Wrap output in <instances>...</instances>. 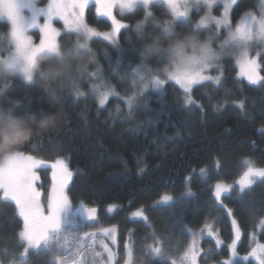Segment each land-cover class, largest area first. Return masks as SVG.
<instances>
[{"label": "trees", "instance_id": "obj_1", "mask_svg": "<svg viewBox=\"0 0 264 264\" xmlns=\"http://www.w3.org/2000/svg\"><path fill=\"white\" fill-rule=\"evenodd\" d=\"M46 1L41 0L40 4ZM234 2L233 26L245 15L260 11L261 0ZM95 8L94 4L87 7V24L103 32L111 31V22L98 17ZM148 10L155 19H145L143 6L123 14L116 9L117 17L128 26L121 31L117 45L98 38L91 42L94 58L88 71L97 72V76L80 77L75 88L71 83L58 84L52 90L35 80H0V108L11 109L15 116L34 113L38 117H56L49 131L33 136L15 150L52 161L69 157L75 171L69 190L72 197L99 207L101 215L105 208L114 207L116 213L109 220L119 226L123 239L134 230L133 264H171L165 250H178L180 241L186 236L191 238V228L204 235L210 227L219 231L223 243L218 246L212 238L203 240L200 263L224 264L232 240V216L242 231L240 255L248 253L253 236L264 242V230L260 228L264 224V180L244 193L232 190L223 198V204L215 200L212 191L217 181L234 182L245 159L264 166V84L253 85L239 76L236 58L230 54L223 61L221 81L195 87L190 102L175 82L162 76L166 82L161 92L137 93L134 70L143 63V44L154 34L155 20L172 19L163 3H155ZM216 13H220V8ZM202 15L203 12H195L190 19L174 20L173 29L193 32ZM141 22L143 35L136 28ZM0 26L5 30L9 27L6 22H0ZM195 33L210 41L216 32L199 29ZM77 39L76 34L63 33L59 45L73 48ZM260 61L264 83V54ZM144 65V72H155L160 60L153 57ZM101 80L117 92L105 106L99 103L100 94L94 92ZM133 95L134 100L127 99ZM210 169L213 170L208 175ZM169 192L189 197L163 206L166 209L160 211L162 216L158 219L155 209L160 207L155 204ZM139 206L147 208L150 222L129 218ZM179 220L188 225L187 231L177 228ZM21 228L14 202L0 196V264H18L21 260ZM153 245H161L166 256L152 255L149 246ZM41 252H29L25 264H51L48 254L39 259ZM239 260L243 261L240 257ZM243 262L257 264L254 260Z\"/></svg>", "mask_w": 264, "mask_h": 264}, {"label": "snow or ice", "instance_id": "obj_2", "mask_svg": "<svg viewBox=\"0 0 264 264\" xmlns=\"http://www.w3.org/2000/svg\"><path fill=\"white\" fill-rule=\"evenodd\" d=\"M93 0H49L46 7H38L34 0H0V20L10 26V45L6 58L0 59L8 68V74H19L27 82L34 80L33 70L37 59L42 55L60 56L61 46L57 42L60 32L53 26V19L58 18L63 21L64 27L69 32L78 34V39L72 50L77 54H87L92 52L89 41L93 37L102 36L105 41L116 44V36L120 30L126 27L113 15V10L118 8L121 13L125 9H134L143 6L145 9V19L152 16L149 6L155 3H163L167 6L172 19L166 20L165 29L173 28L176 18H187L193 8L202 10L204 15L199 19L193 29L195 33L199 29H209L221 26L228 27V10L225 8L223 17L212 15V8L217 0H94L96 14L106 17L111 21V32L100 33L85 23V10ZM43 16L44 22L41 24L39 18ZM143 22L137 24L138 32L143 35ZM31 29H39L40 40L34 44L29 32ZM255 45L264 47V18L257 19L255 16H245L233 30L228 27L227 38L219 44L216 55L211 63L196 67L199 61L194 58L191 63L192 69H177L170 74L167 80L174 81L185 93H189L194 84L202 83L206 80L215 79L219 83V77L213 78L205 73L213 67L222 55L232 54L236 58L239 67V76L245 77L251 84H257L262 78L258 74L259 64L256 58L250 55V50ZM94 57V56H93ZM145 65L141 63L134 71L139 77V82L144 88L151 86L155 89H162L165 80L160 78L158 69L155 72L147 70L141 74ZM97 72L87 71L85 75L89 77L97 76ZM80 78V77H79ZM79 78H74L72 86L75 88ZM60 84H64L61 82ZM83 94V93H80ZM108 96L107 92L101 93L100 103L104 104ZM132 100H129L131 103ZM190 102V98L189 101ZM11 112V109L8 110ZM246 170L235 183L239 190L243 192L246 188L254 184L258 179H264V167H256L252 161L246 160ZM46 161L38 159L32 155H25L21 151L0 157V196L4 201L14 202L18 217L22 220V228L19 231V240L23 251L19 254L21 260L18 264H25L29 250H44L52 257V264H96L95 259L89 261L86 253H92L93 257L100 253L94 251L92 245H86L85 239L95 236L93 232H83L78 230L75 217L77 215L86 216L88 220L95 218L96 209L82 206L76 211L72 210L71 202L65 194L73 173L65 159H56L51 163L52 188L47 196V209L41 203L42 193L36 187L39 176L36 169L45 165ZM204 170H202L203 172ZM233 186L231 184L217 182L214 185V197L216 201L221 200L222 193H228ZM164 201L172 199L165 195ZM133 217L142 216L141 211L132 213ZM235 230V239L230 248L233 256L236 255V241L240 238V229L236 221H232ZM103 233L110 237L113 244L116 243L115 228L103 229ZM208 236H213V232L208 231ZM200 234L193 233L192 243L183 251L182 255L177 253L178 259H172L171 264H197V249ZM95 240H93V244ZM216 244H221L219 238ZM101 247L107 253L108 261L115 258V253L103 242ZM127 258L124 264H133V249L131 244L125 245ZM149 251L155 256H164L161 247H149ZM250 256L264 264V244H257L251 249ZM249 257L245 256L247 260ZM12 264H17L13 261Z\"/></svg>", "mask_w": 264, "mask_h": 264}, {"label": "rangeland", "instance_id": "obj_3", "mask_svg": "<svg viewBox=\"0 0 264 264\" xmlns=\"http://www.w3.org/2000/svg\"><path fill=\"white\" fill-rule=\"evenodd\" d=\"M40 1L41 0H34V2L36 3V5L38 6V7H41V8H43V7H46L47 6V4L49 3V0H47L46 2H45V4H40ZM234 1H236V0H217V3H215L214 5H213V8H212V15H214V16H216V17H223L224 16V12H225V8H227V10H228V21H229V25H228V27H231L233 30L235 29V27L237 26H233L232 25V22H231V8L233 7H231V5L233 4V3H235ZM162 3V2H161ZM91 4H94L95 5V3H94V0H93V2H90L89 3V5H91ZM88 5V6H89ZM217 8H220V13L218 14V13H216V9ZM116 9L117 8H115L114 10H113V15L117 18V20H119L120 21V19L117 17V14H116ZM86 10H87V8H86ZM86 10H85V23H87L86 22ZM128 11H130V10H128ZM127 12V11H126ZM195 12H203L202 10H198V9H196V8H193L191 11H190V14H189V16L187 17V18H176L175 20L177 21V20H187V19H190L191 17H192V15L195 13ZM203 15H204V12H203ZM202 15V16H203ZM98 16V15H97ZM201 16V17H202ZM245 16H255L257 19H260V18H264V0H261V7H260V11H259V13L258 14H250V15H245ZM244 16V17H245ZM98 17H100V16H98ZM200 17V18H201ZM243 17V18H244ZM100 18H105V19H107L106 17H100ZM199 18V19H200ZM242 18V19H243ZM199 19L196 21V24L198 23V21H199ZM39 20H40V23L42 24L43 22H44V17L43 16H41L40 18H39ZM108 20V19H107ZM110 21V20H109ZM0 22H4V21H2V20H0ZM111 22V21H110ZM122 24H124L126 27L128 26V23H125V22H123V21H120ZM52 23H53V26L55 27V28H57L58 30H59V32H60V35L57 37V42H58V44H59V38H60V36L63 34V33H71L72 34V32H69L68 31V29H66L65 27H64V24H63V21H61V20H59L58 18H55V19H53V21H52ZM89 27H91V26H89ZM126 27H124V28H126ZM228 27H224V26H221V27H219V28H215V27H212V28H209V29H211V30H215V34L212 36V38H211V40H210V42H211V44H212V47L215 49V50H218V48H219V44L220 43H222L223 42V40L224 39H226L227 38V35H228ZM92 28H94V27H92ZM124 28H122L121 30H120V32L117 34V36H116V44H114V45H117L118 44V41H119V35H120V33H121V31L124 29ZM97 32H100V33H104L103 31H100V30H98V29H96V28H94ZM109 32H111V31H109ZM9 33H10V26L8 27V29L7 30H5V29H3L1 26H0V59H3V58H6L7 57V54H8V49L11 47V45H10V36H9ZM73 34H76V33H73ZM29 35H31V37H32V40H33V43L34 44H38L39 43V40H40V32H39V29H31L30 30V32H29ZM77 35V37H78V34H76ZM225 36V37H224ZM102 39V40H104L103 39V37L102 36H100V37H93L90 41H89V46H90V44H91V42L94 40V39ZM107 42H109V43H111L110 41H107ZM113 44V43H112ZM213 44H216V47L213 45ZM261 54H264V47H261V46H259V45H255L254 47H253V49H251L250 50V55L251 56H253L254 58H256V60H257V63L259 64V68H258V74H259V76L262 78L257 84H255V85H263L264 83H263V77H262V75H261V71H260V67H261V61H260V56H261ZM230 54H228V53H225L224 55H222L221 57H220V60L213 66V67H211V68H209L208 70H207V72L205 73L206 75H208V76H211V77H213V78H216V77H219V82L221 81V79H222V76H223V61H224V59L227 57V56H229ZM235 57V56H234ZM147 71L145 70V72L144 71H142L141 72V74H144V73H146ZM14 77H19V78H21V79H23V77L22 76H20L19 74H9V75H7V76H5V75H0V80H3L4 82H7V81H12V79L14 78ZM243 78H245V77H243ZM246 79V78H245ZM24 80V79H23ZM247 80V79H246ZM248 81V80H247ZM174 82V81H173ZM207 82H213V83H216L215 82V79H213V80H206V81H203L202 83H199V84H194L193 86H192V88H191V91L189 92V93H185L186 95H187V97H186V99L189 101V98H190V101H192L193 99H192V91H193V89L195 88V87H197L198 85H200V84H203V83H207ZM249 82V81H248ZM250 83V82H249ZM134 85H135V87H136V92L137 93H143V92H150L149 90H154V91H159V92H161L162 90H163V87H162V89H155V88H153V87H151V86H149V87H147L146 89L144 88V86H143V84H141L140 82H139V77H138V75L136 74V72H134V83H133ZM218 84V83H217ZM251 84V83H250ZM179 86V85H178ZM180 87V86H179ZM182 89V88H181ZM183 90V89H182ZM184 91V90H183ZM94 92L97 94V93H99L100 95H99V97L101 98V93H104V92H107L108 93V96H107V98H106V100H105V102H104V104L103 105H101V103H100V98H99V103H100V105L101 106H105V104L107 103V100H108V98L110 97V96H112V95H115L117 92L115 91V89L114 88H112L109 84H107L106 82H104V81H100L96 86H95V88H94ZM127 99H132V100H134L135 99V95H133V97H131V98H127ZM15 151H17V150H15ZM24 153V152H23ZM25 155H29V154H26V153H24ZM34 157H36V156H34ZM36 158H38V159H43V158H39V157H36ZM56 159H65V161H66V163L69 165V168H70V170L72 171V173H73V177H72V180L69 182V184H68V186H67V188L65 189V194L67 195V197L69 198V201L71 202V205H72V210L73 211H76L78 208H81V206L84 208V209H87V208H95L96 209V214H95V218L93 219V220H88L87 219V217L86 216H80V215H77L76 217H75V219H76V223H77V225H78V230L79 231H81V234L83 233V232H93V233H95V236L94 237H91V238H86L85 239V244L86 245H92L93 246V248H94V251L95 252H97V253H100V255L99 256H96V257H93V255H92V253H86V255H87V258H88V260L89 261H92L93 259H95V262H96V264H124V261H125V259L127 258V249H126V247H125V245L126 244H131V246H132V249H133V261H134V252H135V246H134V243H133V241H135L134 240V236H133V231L131 232H129L128 234H127V237H126V239H123V233H122V231L120 230V228H119V226L117 225V224H113V223H110V218L112 217V216H114V214L116 213V209L114 208V207H112V206H110V207H107V208H105V210H104V215L102 214L101 215V209L99 208V207H97V206H92V205H87L84 201H83V199H78V200H76V199H74L73 197H72V195L70 194V192H69V190H70V187H71V183H72V181H73V178H74V175H75V171L72 169V167L70 166V160H69V157H66V156H61V157H57ZM56 159H54L53 161L52 160H48V159H46V158H44L43 160H45L46 161V164L45 165H43V166H41L40 168H38V169H36L35 171H36V173H37V175L39 176V179L36 181V187H37V189L42 193V197H41V203H42V205H43V207L45 208V210L47 209V196H48V194L51 192V188H52V184H53V180H52V169H51V167H50V165H51V163H53ZM246 160H250V161H252L253 162V164L256 166V167H264V166H260L259 164H257L253 159H245L244 161H243V163H241V166H240V169H239V174L237 175V178H236V180H238L239 179V177L243 174V171H245L246 170V165H245V161ZM212 170L213 169H210V171H209V173L207 172V170L204 172V173H206L207 172V174L209 175L211 172H212ZM202 174V173H201ZM236 180H234V182H230V183H228V182H225V181H217V182H222V183H227V184H231L233 187L229 190V192L228 193H222V195H221V200L220 201H217L218 203H220V204H223L224 203V200H223V198L226 196V195H228V194H230L231 193V191L232 190H234V189H236V190H238V191H240L239 190V186L235 183V181ZM262 180H264V179H258L254 184H252L250 187H248V188H246L243 192H241L240 191V193H244L247 189H250L253 185H255V184H257L258 182H260V181H262ZM217 182H215L214 183V185L217 183ZM214 185L212 186V191H213V193H214ZM188 186V188L189 189H191L190 188V186L189 185H187ZM187 188V190L185 191V193H187L188 192V189ZM185 193H179V194H176V193H174V192H169V193H165L164 195H162L158 200H157V203L155 204V207H160V208H158V209H155L156 210V215L159 217L158 219H160L161 217L160 216H162L161 215V213H160V211H162V210H164V209H166L165 207H163V206H167V205H170L171 204V202H175L176 200H178V199H180L181 198V201L183 200H187V198L189 197V194H185ZM165 195H168V196H171L172 197V199L171 200H169V201H164L162 198L165 196ZM186 195V198H184V196ZM214 196V195H213ZM215 198V197H214ZM177 206H178V203H177ZM136 211H141L142 212V216H140V217H133V215H132V213L133 212H136ZM133 212H131L130 214H129V218L131 219V220H142V221H145V222H150L149 221V211L147 210V208H145L144 206H139V208L138 209H136V210H134ZM228 212L231 214L232 213V211L230 210V209H228ZM104 219V220H103ZM231 224H232V221L233 220H235L236 221V224H237V226L239 227V229H240V238H239V240H237L236 241V255L235 256H233V254H232V250H231V248H230V245L232 244V241L236 238L235 237V230H234V228H233V225H232V240H231V242L229 243V257H228V259L225 261V263L224 264H241V262H243V261H246L245 259H244V257L245 256H248L249 258L247 259V260H254V261H256L255 260V258H253V257H251L250 256V252H251V249L252 248H254V247H256L257 246V244H264V242L263 241H260L258 238H257V236H253L252 238V243L250 244V248H249V250H248V253L246 254V255H240L239 254V251H238V245L240 244V242H241V239H242V231H241V228H240V226H239V224H238V220H236L237 218H235L234 216H232L231 218ZM180 221V223L179 224H177L176 226H177V228L179 229V228H181V229H183V232L186 230H188V225L186 224V223H184L183 222V220H179ZM105 224V225H104ZM180 227H179V226ZM208 226H210V225H208ZM207 226V227H208ZM111 228H115V237H116V243L115 244H113L112 243V241H111V239H110V237L109 236H107V235H105L104 233H103V229H111ZM260 228H262L263 230H264V224L260 227ZM207 229V231H205L203 234L204 235H199V238H198V242H197V244L195 245V248L198 250L197 251V264H201L200 263V261L202 260V255H203V250H202V248H201V246H202V243H203V240H205L206 238H212V239H214V240H216L217 238H219V231L218 230H215L214 228H212L211 229V227H210V230L213 232V236H208V231H209V228H206ZM191 230V232L192 233H198L199 232V230H195V229H190ZM159 237V236H158ZM191 238H193L192 236H191ZM191 238H188V236H186L184 239H183V241H180V247L178 248V247H176V249L178 248V250H176V251H173V250H165V252H166V254H168V256H169V258H171V259H178V255H177V253L179 252V255H182L183 254V251L184 250H186L187 249V247L192 243V239ZM220 239V238H219ZM255 239L256 240H258V241H255ZM93 240H95V243L93 244ZM158 240H159V242H160V238H158ZM169 241H171V240H169ZM101 242H103L104 244H106L114 253H115V258H114V260H112V261H108V258H107V253L106 252H104V250H103V248L101 247ZM158 242V241H157ZM158 242V243H159ZM221 243H223L222 241H221ZM147 244L148 243H146L145 244V247L147 246ZM220 245V244H219ZM218 245V246H219ZM150 247V246H149ZM153 247H156V246H154L153 245ZM160 247H161V245H160ZM162 248V247H161ZM163 250V249H162ZM32 251H35V252H41L42 254L39 256V259H42L43 258V256L45 255V254H48V255H50L49 253H47L46 251H44V250H29V252H32ZM28 255H29V253H28ZM51 256V255H50ZM164 256H166V255H164ZM167 256V257H168ZM239 257L241 258V259H243V261L242 260H239ZM51 259H52V257H50ZM146 258V257H145ZM149 260V259H148ZM241 261V262H240ZM51 264H52V262H50ZM244 263V262H243ZM256 263L258 264V261H256Z\"/></svg>", "mask_w": 264, "mask_h": 264}, {"label": "clouds", "instance_id": "obj_4", "mask_svg": "<svg viewBox=\"0 0 264 264\" xmlns=\"http://www.w3.org/2000/svg\"><path fill=\"white\" fill-rule=\"evenodd\" d=\"M125 9L123 13L128 11ZM122 13V14H123ZM166 20L154 21V34L143 44L141 61L147 64L153 57L160 60L158 73L165 79L177 69H192L191 60L199 61L196 67L211 63L216 50L210 41L201 39L191 31L165 29ZM93 53L77 54L72 48H62L60 56L42 55L37 59L33 70L34 80L47 90L63 82L72 83L74 78L84 76L93 62ZM8 68L0 63V75L8 74ZM54 116L28 114L15 116L0 108V157L8 155L29 141L33 136L49 131Z\"/></svg>", "mask_w": 264, "mask_h": 264}]
</instances>
